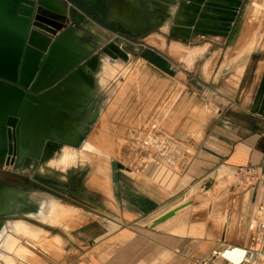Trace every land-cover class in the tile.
Listing matches in <instances>:
<instances>
[{"label":"crops","instance_id":"1","mask_svg":"<svg viewBox=\"0 0 264 264\" xmlns=\"http://www.w3.org/2000/svg\"><path fill=\"white\" fill-rule=\"evenodd\" d=\"M56 1L67 3V0ZM83 3L81 6L98 17V21L86 18L80 24L81 30L77 31L76 42L95 49L118 37L126 48L127 45L133 46L140 59L142 52L137 54V49L149 46L144 40L155 36H160L166 44L172 39L175 43L224 40L235 45L237 36L243 34L246 25L242 18L246 0H83ZM190 26L196 28L193 33ZM194 50L187 49L184 55L188 56L189 51ZM150 51L162 59L157 52ZM244 59L237 81L218 77L217 71L206 79L211 61L207 70L205 63L198 67L199 76L192 74L190 68L193 65L189 69L177 68L181 79L178 83L183 90L201 98L211 107L213 114L205 123L199 141L194 144L193 160L181 184L171 192L141 178L118 176L111 180L112 197L95 190L98 188L92 187L91 178L86 183L77 181L86 192L70 197L73 195V181L67 178L59 180L61 189L51 186L45 193L26 190L23 185L10 184L0 177V181L14 190L47 196L74 212L60 225L18 218L39 229L37 237L31 239L33 242L42 237L50 238L49 242L57 239L62 253L48 254L47 257L40 253L39 257L31 252L33 262L24 258L23 261L15 260V264H200L211 250L223 244H247V224L264 206V181L257 182L250 190L231 191L232 203L238 202L237 221L247 235V240L242 243L230 240L225 217L221 221L218 240L208 238L212 234L207 228L203 234L201 224L191 227L192 237L176 235L178 231H190V225L173 229L171 218L153 227L154 222L176 208L174 204L180 192L196 185L203 188L216 172L222 176L229 172L237 174L240 168H253L264 177V51H249ZM198 60L201 58L194 61ZM165 71L173 70L166 65ZM99 91L96 92V104L100 100ZM70 150L62 146L52 151L58 169L64 171L72 161L73 157L68 156ZM26 184L37 185L33 180H27ZM217 186L213 184L207 198H215ZM176 215L184 214L178 210ZM79 216L81 224L76 218ZM229 219L232 221V216ZM47 241L40 246L50 248L51 245L45 244Z\"/></svg>","mask_w":264,"mask_h":264},{"label":"rangeland","instance_id":"2","mask_svg":"<svg viewBox=\"0 0 264 264\" xmlns=\"http://www.w3.org/2000/svg\"><path fill=\"white\" fill-rule=\"evenodd\" d=\"M252 1L246 0L245 8L242 12V18L246 22L245 27L249 30V33H246V38L239 43V47H236L238 50L233 48L234 45H231L230 42H225L224 40L218 42L201 40L176 43L181 46L185 45L183 47H185L186 51L187 49L204 50L198 57L201 58L200 61L195 62L197 58L193 64L188 65L176 55H170L169 50L175 40L170 39L168 45L160 36H155L144 40V44H148L150 47L145 46V48H140L136 51L137 54L142 52L141 58L144 61L137 58L134 47L130 45H127V50L130 54L127 62L104 57L102 59L104 61L101 63L97 73V82L100 90V100L97 104L99 117L91 127L84 142L88 141L90 136L101 133L98 130L101 128L100 119L101 115H103L107 116L105 118H107L109 128L103 129L100 141L93 142V140L95 141L93 136L92 148L86 147L84 144L78 149L71 148L72 150H70L68 156H72L73 159L67 164L64 171L58 169L57 165H55L56 162L52 153L36 171H32L30 168L12 172L0 169L4 173V175L0 176L1 179L13 185H23L26 190L48 193V189L51 186L61 189L59 180L67 178L73 181L71 185V194L73 195L70 197H74L79 193L86 192L78 185L77 181L86 183L91 178L90 180H93V183L91 182L92 187L98 188L99 190H95L103 193L102 191L105 189L101 188L107 182L110 185L112 179H116L118 176L133 178L132 175L123 172V170L126 171L123 167L121 171L117 170L116 164L128 157L129 153L136 147V142L142 140L147 132H168L193 149L194 144L200 139L205 123L213 112L211 107L203 102L201 98L194 97L191 91L183 90V87L178 83L179 81L181 82V79L178 78L177 68L179 70L189 69L193 65L190 68L193 70L192 74L199 76L198 67L205 63L204 66L207 70L206 66L211 61L209 70L206 73V79H209L212 74L214 76L217 71L218 77L237 81L241 73V62L243 63L245 60L247 50L249 49L248 52L264 51V3L260 1L257 7L258 12L255 14L250 9ZM244 17H247V20ZM195 29V26H190V32L193 33ZM252 32L254 35L251 34ZM170 38H173V35H170ZM208 44H210V47ZM200 45L201 47H199ZM243 46L244 49L242 50ZM150 50L157 52L162 56V59L156 58L157 56ZM237 51L239 52L237 53ZM205 52L207 53L205 54ZM203 54L205 55L202 56ZM152 61L159 63L163 69L153 65ZM166 65L172 67L173 71L166 72ZM232 69H235V71L230 72ZM113 105H115L114 108ZM153 124L157 127L154 131L151 130ZM111 147H114V154L110 152ZM81 150H83L82 154ZM99 151L104 156L98 155L97 152ZM79 155H82L84 159ZM104 168L107 169L101 177L102 180L99 177L95 178L96 172H100ZM104 175H107L108 181ZM254 179L256 180V178ZM27 180H33L37 185L28 186L26 184ZM143 180L151 183L145 178ZM181 180L182 177L172 178L169 186L167 188L162 187V189L171 192L178 184H181ZM255 180L250 179V182H255ZM101 181L107 182L103 184ZM210 182L218 185V192H216L213 200L206 197L207 194L203 192V188L199 185L180 192L179 198L174 204L176 208L173 211L176 213L180 210L184 215H174L170 219L174 224L173 229L190 225V231L181 236L192 237L191 227L194 224H201L203 234L207 228L210 235L212 234L208 238L218 240L221 236V221L225 217L226 231H230V240L236 243L246 241L247 235L243 230V225L238 223L237 215L235 214L238 202L232 203L230 195L231 191H236L239 188L247 190V182L242 180L237 174L230 172L222 176H219L218 172H216L212 175V181ZM154 186L158 187L157 185ZM191 189L194 190L190 191ZM91 190L92 188L89 191L91 192ZM30 195L33 194H29L26 197L29 206L28 210L22 208L21 212L33 219L50 225H60V223H64L66 217L74 213L70 209L61 206L55 200V203L32 200ZM206 199H208L207 202ZM246 201L247 195L245 196ZM231 216L232 221L229 219ZM76 218L80 223V216ZM29 226L34 227L22 220L0 223V264H15V260L23 261L24 258L33 262L32 253L39 257L41 254L47 257L48 254L62 253L61 243L57 239L49 242L50 238L42 237L37 242H33L31 239L37 237L40 231L36 227L31 228ZM238 233L240 235H237ZM176 235L179 234L176 233ZM46 240L48 241L45 244L47 246L51 245L50 248L44 245L40 246ZM33 245H35V248ZM37 246L41 248H37ZM256 264H264V257L261 256Z\"/></svg>","mask_w":264,"mask_h":264},{"label":"water","instance_id":"3","mask_svg":"<svg viewBox=\"0 0 264 264\" xmlns=\"http://www.w3.org/2000/svg\"><path fill=\"white\" fill-rule=\"evenodd\" d=\"M82 4L0 0V165L13 153L15 170L36 171L53 151L50 144L80 148L99 117L95 101L102 59L128 61L118 37L95 49L76 42L86 18L98 21ZM29 194L0 181V223L32 219L21 212L29 208ZM174 215L166 214L153 227Z\"/></svg>","mask_w":264,"mask_h":264},{"label":"built area","instance_id":"4","mask_svg":"<svg viewBox=\"0 0 264 264\" xmlns=\"http://www.w3.org/2000/svg\"><path fill=\"white\" fill-rule=\"evenodd\" d=\"M156 129L153 124L151 130ZM135 145L128 157L119 163L126 170L123 172L133 178H145L160 188H167L172 178L183 177L193 160L192 148L168 132H147ZM15 160L13 153L6 155L7 163L1 165V170L14 171L15 166L11 162ZM237 175L247 182V190L264 181L263 175L253 168H240ZM250 179L255 182H250ZM247 232V244H223L211 250L200 264H256L264 255V206L249 220Z\"/></svg>","mask_w":264,"mask_h":264},{"label":"bare ground","instance_id":"5","mask_svg":"<svg viewBox=\"0 0 264 264\" xmlns=\"http://www.w3.org/2000/svg\"><path fill=\"white\" fill-rule=\"evenodd\" d=\"M260 1L261 2H263L264 3V0H253L252 1V3H251V10H252V12L254 13L255 12V14H256V12H258L257 11V7H258V5L260 4ZM156 6V5H155ZM156 11V10H155ZM158 11V10H157ZM168 12H170L169 10H168ZM249 13H250V11H249ZM248 14V13H247ZM251 15V14H250ZM255 16V15H254ZM249 17V16H248ZM245 18V17H244ZM247 18V17H246ZM245 18V20H247ZM250 18V17H249ZM249 20V19H248ZM252 20V19H251ZM243 23V22H242ZM246 24V23H245ZM244 26V25H243ZM246 26V25H245ZM248 28H250V27H248ZM163 30H166V28H162ZM249 30L247 29L246 30V27H245V29H244V31H243V34L241 33V35H242V37H240V36H237V38H238V40H237V42L235 43V45L233 46V48H235L236 49V47L239 45V43L244 39V38H246L245 36H247V34L246 33H249L248 32ZM251 34H253V32L251 33ZM254 35V34H253ZM251 37H253L254 38V36H252L251 35ZM251 40V39H250ZM252 42H253V40H252ZM248 44V43H247ZM250 45V44H249ZM231 46V45H230ZM251 46V45H250ZM239 47V46H238ZM247 47V46H246ZM245 47V48H246ZM242 50L244 49V46H243V48H241ZM248 49V48H247ZM236 50H238V49H236ZM249 50V49H248ZM248 50H247V52H248ZM203 51L204 50H201V49H197V50H194V51H189V55L188 56H185L184 55V53L185 52H187L186 51V49H185V47H183V46H181V45H179V44H176V43H173L172 44V46L170 47V50H169V53H170V55H176L179 59L181 58V59H183V60H181L182 62H184V63H186V64H188V65H191V64H193V62H194V60L198 57V56H200L202 53H203ZM241 51V50H240ZM229 52V51H228ZM227 52V53H228ZM239 51H237V53H238ZM246 52V51H245ZM228 55V54H227ZM229 55H230V53H229ZM233 56V55H232ZM229 58V57H228ZM104 61V60H103ZM103 61L101 62V63H103ZM109 61H111V59H109ZM227 62V61H226ZM115 72V71H114ZM113 72V73H114ZM112 77V76H111ZM114 106L115 105H113V108H114ZM110 108V107H109ZM110 110H111V108H110ZM109 111V110H108ZM101 112V111H100ZM107 114V113H106ZM102 117H101V130L99 129L98 131H100L101 133H99V135H93L94 137H95V141L93 140V142H97V141H100V139L102 138V132H103V129H108L109 127V125H108V123H107V118H105V117H107V116H103V115H101ZM99 120V121H100ZM95 132V131H94ZM93 132V133H94ZM91 133H92V131H91ZM93 136L91 137L90 136V138H89V140L88 141H85L83 144L86 146V147H89V148H92V138H93ZM89 137V136H88ZM110 152L112 153V154H114L115 153V150H114V147H111V150H110ZM52 153V152H51ZM97 154L98 155H102V156H104L103 154H101L100 153V151L99 152H97ZM51 155V154H50ZM49 155V156H50ZM104 164H105V162H104ZM103 164V165H104ZM103 168V167H102ZM107 168H104V169H102L100 172L98 171V172H96V174H95V178H97V177H99L100 179H101V177H102V175L104 174V171L106 170ZM104 177H106V179H107V181H108V177H107V175H104ZM176 179V178H175ZM98 180V179H97ZM102 180V179H101ZM99 181V180H98ZM107 181H104V182H102L103 184L104 183H106ZM90 182H92L93 183V180H90ZM111 184L109 185V182H107V184H104V186L101 188V189H105L103 192L105 193H107V195L109 196V197H112V193H111ZM212 187H213V185H212ZM212 189V188H211ZM211 189H209V190H207V191H204L203 190V192L205 193V194H209V192L211 191ZM30 199H32V200H39V201H43V202H45V201H48L49 203H55V201L54 200H52V199H50V198H48L47 196H44V195H41V194H33V195H30ZM177 234H179L180 236L181 235H185L186 234V232H182V231H178L177 232Z\"/></svg>","mask_w":264,"mask_h":264},{"label":"flooded vegetation","instance_id":"6","mask_svg":"<svg viewBox=\"0 0 264 264\" xmlns=\"http://www.w3.org/2000/svg\"><path fill=\"white\" fill-rule=\"evenodd\" d=\"M56 146H57L56 144H50V145H49V149H50V150H54V149H56ZM0 169H1V165H0ZM1 175H4V173H0V176H1Z\"/></svg>","mask_w":264,"mask_h":264},{"label":"trees","instance_id":"7","mask_svg":"<svg viewBox=\"0 0 264 264\" xmlns=\"http://www.w3.org/2000/svg\"><path fill=\"white\" fill-rule=\"evenodd\" d=\"M148 60V59H147ZM153 62V61H152ZM153 65H155V66H157V67H159V68H161V69H163L162 67H161V65L159 64V63H157V62H153L152 63Z\"/></svg>","mask_w":264,"mask_h":264}]
</instances>
